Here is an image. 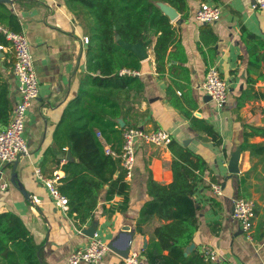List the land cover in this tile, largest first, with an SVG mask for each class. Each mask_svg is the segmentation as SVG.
<instances>
[{"label":"crops","instance_id":"0c3cea01","mask_svg":"<svg viewBox=\"0 0 264 264\" xmlns=\"http://www.w3.org/2000/svg\"><path fill=\"white\" fill-rule=\"evenodd\" d=\"M200 1L220 5L223 11L220 19L196 23L194 13ZM0 3L15 14L20 31L27 37L40 86L39 96L26 113L23 136L28 153L9 164L0 162V183L7 184L4 190L0 189V211H12L22 219L38 246L41 264H67L70 252L87 244L90 237L82 230L91 224L109 246L115 243L126 251L141 252L148 244L149 235L135 230L136 219L143 203L150 199L148 177L162 183L172 179L169 147L153 143H141L137 147L132 176L125 179L129 186L125 208L119 207L123 201L120 194L106 199L107 187L100 191L92 217L83 223L57 207L34 170L39 168L47 177L55 172L63 176L55 161L59 159L62 164L68 151L56 146L53 131L86 73L87 43L83 38L87 36V28L64 0H2ZM188 3V16L183 18L178 13L171 23L183 50L181 57L185 61L181 63L188 69L190 95L195 103L189 111L211 125L220 144H214L211 136L196 128L168 101L165 77L169 76L168 66L178 62L170 61L165 77L160 76L154 59V42L146 49L147 57L140 60L139 75H136L139 88L118 91L116 100L121 114L117 123L120 127L165 129L171 141L188 147L206 160L208 168L203 182L194 193L199 227L187 253L207 244L217 251V259L209 264H264V133H250L251 127L264 129V80L256 78L258 73H264V47L254 43L250 46V56L242 38L246 30L264 43V9L252 8L250 0H188ZM5 47L0 50V62L5 59L8 63L6 68L1 66V71L8 81L10 117L18 94L12 74L13 53L9 45ZM256 54L259 60L255 62ZM211 66L228 82V95L222 107L206 100L201 87ZM248 68L254 71L251 77L256 80L247 79ZM176 93L181 94L179 90ZM242 99L243 104L238 106V100ZM212 183L220 184L221 195L214 194ZM32 196L40 199L38 205L32 204ZM236 197L254 201L255 219L250 239L231 217ZM125 226L128 230H124ZM127 238L129 243L125 246ZM121 257L109 248L98 264H120Z\"/></svg>","mask_w":264,"mask_h":264},{"label":"trees","instance_id":"16d2710c","mask_svg":"<svg viewBox=\"0 0 264 264\" xmlns=\"http://www.w3.org/2000/svg\"><path fill=\"white\" fill-rule=\"evenodd\" d=\"M64 2L72 13L84 21L87 28L86 73L80 80L77 94L68 100L55 125L53 141L59 149L70 153L71 159H66L62 164L59 159L55 161L63 171L58 188L68 199L67 213L83 223L92 217L102 188L107 187V200L114 194L122 195L120 209L126 207L128 200L129 186L120 158L107 154L105 147L118 152L122 142L123 127L117 123L121 114L116 100L118 91L139 88L140 85L137 76L120 75L119 71L122 68L139 70L140 59L133 51L119 45L115 34L128 43L142 41L145 49L154 42L156 70L162 77H165L167 64L176 60V65L168 66L169 76L165 77L168 79V101L186 115L196 128L211 136L214 144H220V139L210 124L189 111L195 103L190 95L188 69L181 63L185 61V57H181L183 50L176 40L172 20L157 5V2L168 4L180 17L186 18L188 0ZM5 31L19 32L20 27L15 14L0 3V45L8 46ZM242 38L250 50V56V46L254 43L255 46L264 47L256 35L246 30L242 32ZM253 57L255 62L259 60L258 54ZM0 64V129H3L8 122L10 101L8 81L1 71V66L6 68L8 63L4 59ZM253 73L248 68V80H256L251 77ZM256 78L264 80V73H258ZM177 90L180 95H177ZM243 100H238V106L243 104ZM250 133H264V129L251 127ZM168 147L172 154V179L162 183L148 177L147 193L150 199L143 203L136 219L135 230L149 235L148 244L141 250V255L147 264H209L204 260L199 245L184 254L199 227L194 193L203 182L207 162L200 154L173 141ZM154 221L157 223L152 225ZM37 249L22 219L12 211H0V264H41Z\"/></svg>","mask_w":264,"mask_h":264},{"label":"built area","instance_id":"2783aa9c","mask_svg":"<svg viewBox=\"0 0 264 264\" xmlns=\"http://www.w3.org/2000/svg\"><path fill=\"white\" fill-rule=\"evenodd\" d=\"M250 5L254 9H264V0H250ZM222 12L220 5L200 1L195 10L194 19L198 24L213 23L220 19ZM5 33L13 53L12 74L17 82L18 94V99L13 106L6 127L0 129V162L9 164L14 162L20 155L28 153L23 136L26 113L32 101L39 96L40 86L26 35L22 31H5ZM83 39L84 43L88 42L87 36H84ZM5 49L4 45H0V50ZM119 74L136 76L139 75V71L122 68ZM201 87L204 94L208 95L217 107L223 106L228 95L229 86L228 82L220 76L215 66H211L206 70ZM97 136H101L99 131H97ZM170 141L171 135L165 129L146 130L138 125L126 126L122 129L120 150L115 152L109 146H106L105 152L120 158L121 165L125 171V179H129L134 169L137 147L141 143L168 146ZM34 173L36 178L47 189L54 204L66 212L68 210V199L58 188L61 175L55 172L50 177H47L43 175L39 168H36ZM6 185L4 182L0 183V189L4 190ZM211 188L215 195L222 194L220 184L212 183ZM31 201L33 205L40 203V199L37 196H32ZM231 217L240 224L241 229L250 239L255 219L254 201L249 198L236 197L232 202ZM108 250V244L95 230L93 236L89 238L84 247L70 252L67 264H79L80 262L98 264ZM201 251L205 261L213 263L217 259V251L212 246L203 245ZM120 264H145V258L141 255L140 250L130 249L126 256L121 257Z\"/></svg>","mask_w":264,"mask_h":264},{"label":"water","instance_id":"95a60500","mask_svg":"<svg viewBox=\"0 0 264 264\" xmlns=\"http://www.w3.org/2000/svg\"><path fill=\"white\" fill-rule=\"evenodd\" d=\"M0 1H2V0H0ZM161 4H165V3L157 2V5H158L159 8L162 10V8H161ZM167 5H168V4H167ZM168 6H170V5H168ZM170 7H171V6H170ZM171 8L174 9L173 7H171ZM174 10H175V9H174ZM162 12L165 13L163 10H162ZM175 12H176V10H175ZM165 14L169 17L170 20H175V18H176L177 15H178L177 12H176V14H175L174 16H170V15L167 14V13H165ZM178 22H180L179 19H178ZM115 40H116L117 43H118L119 45H121L122 47H124V48H126V49H128V50L133 51V52L137 55V57H138L140 60H144V59L147 57V52H146V49L143 47V43H142V41H138L137 43H133V44H132V43H128V42H125V41L121 40L118 34H115ZM1 55H2V53H0V56H1ZM205 99H206V100H210V97H209L208 95H205ZM66 158H67V159H71V156H70V153H69V152H67V154H66ZM234 170L236 171V168H235ZM13 180H14V179H13ZM21 191H22L23 194L25 193V191H24L23 189H21ZM128 228H129L128 226H125V227H124V230H128ZM94 231H95V226H94L93 224H91L90 226H88V227H86V228H84V229L82 230V232H83L85 235L89 236V237L93 236ZM128 243H129V239L127 238L126 241H125V246H128ZM108 246H109V245H108ZM192 246H193V245H192V243H191V244H189V245L186 247V250H184V254H185V255L188 254V253H187V249L190 250V249L192 248ZM109 248H111V249L114 250L115 252L119 253V255H121L122 257H124V256H126V255L128 254V251H126L125 249H122V248L118 247L117 244H115V243H113L112 245H110Z\"/></svg>","mask_w":264,"mask_h":264},{"label":"bare ground","instance_id":"6f19581e","mask_svg":"<svg viewBox=\"0 0 264 264\" xmlns=\"http://www.w3.org/2000/svg\"><path fill=\"white\" fill-rule=\"evenodd\" d=\"M161 8L165 13L169 14L170 16H174L176 14L175 10L167 4H161Z\"/></svg>","mask_w":264,"mask_h":264},{"label":"rangeland","instance_id":"374dc122","mask_svg":"<svg viewBox=\"0 0 264 264\" xmlns=\"http://www.w3.org/2000/svg\"><path fill=\"white\" fill-rule=\"evenodd\" d=\"M89 19V18H88ZM90 20V19H89Z\"/></svg>","mask_w":264,"mask_h":264}]
</instances>
